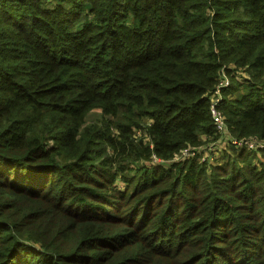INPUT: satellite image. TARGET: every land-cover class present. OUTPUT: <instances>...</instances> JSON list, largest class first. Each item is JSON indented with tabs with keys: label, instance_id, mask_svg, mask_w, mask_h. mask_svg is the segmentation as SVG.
Wrapping results in <instances>:
<instances>
[{
	"label": "trees",
	"instance_id": "16d2710c",
	"mask_svg": "<svg viewBox=\"0 0 264 264\" xmlns=\"http://www.w3.org/2000/svg\"><path fill=\"white\" fill-rule=\"evenodd\" d=\"M223 74L264 142V0H0V264H264V148L150 162Z\"/></svg>",
	"mask_w": 264,
	"mask_h": 264
},
{
	"label": "built area",
	"instance_id": "2783aa9c",
	"mask_svg": "<svg viewBox=\"0 0 264 264\" xmlns=\"http://www.w3.org/2000/svg\"><path fill=\"white\" fill-rule=\"evenodd\" d=\"M230 85V77L223 74L218 85L213 90L210 102V115L213 123L214 132L217 135L216 139L209 140L203 134L201 138L204 142L200 145L186 146L177 153L172 160H164L156 154H152L151 160L154 164H163L165 162H173L180 159L197 158L200 162L215 164L219 161L221 154L229 147L237 148L247 147L248 149L264 148V142L250 138L236 137L227 124L226 116L223 113L220 105L223 100V90ZM140 132V131H139ZM225 149V150H224Z\"/></svg>",
	"mask_w": 264,
	"mask_h": 264
},
{
	"label": "rangeland",
	"instance_id": "374dc122",
	"mask_svg": "<svg viewBox=\"0 0 264 264\" xmlns=\"http://www.w3.org/2000/svg\"><path fill=\"white\" fill-rule=\"evenodd\" d=\"M99 117V116H98ZM90 118H91V116H90ZM140 135V132L139 131H137V133H136V135L135 136H139ZM258 156L261 158V159H263V155H262V153L261 152H258ZM151 163H152V165H163V166H165V165H167V164H169V162H165V163H163V164H154L152 161H151ZM172 163V162H171Z\"/></svg>",
	"mask_w": 264,
	"mask_h": 264
}]
</instances>
